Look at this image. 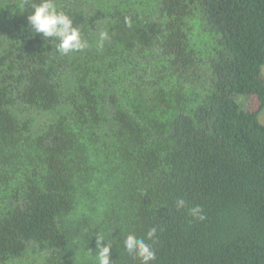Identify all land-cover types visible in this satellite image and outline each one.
<instances>
[{"label": "trees", "instance_id": "16d2710c", "mask_svg": "<svg viewBox=\"0 0 264 264\" xmlns=\"http://www.w3.org/2000/svg\"><path fill=\"white\" fill-rule=\"evenodd\" d=\"M39 2L0 0V264H264V0H53L67 54Z\"/></svg>", "mask_w": 264, "mask_h": 264}, {"label": "clouds", "instance_id": "9594fccd", "mask_svg": "<svg viewBox=\"0 0 264 264\" xmlns=\"http://www.w3.org/2000/svg\"><path fill=\"white\" fill-rule=\"evenodd\" d=\"M27 19L35 34L57 41V48L63 54L84 47L79 30L73 26L72 20L67 15L56 8L53 0H40L39 3L33 4ZM176 203L177 208L185 207L183 200H178ZM201 212V208L195 207L190 210V215L203 219ZM155 235L156 229L153 228L148 231L146 239L152 240ZM95 238L97 242L95 264H112L110 257L113 246L106 242L103 234H97ZM123 245L130 256L139 259L140 264H152L156 259L153 248L145 242L144 238L129 234L123 240Z\"/></svg>", "mask_w": 264, "mask_h": 264}, {"label": "rangeland", "instance_id": "374dc122", "mask_svg": "<svg viewBox=\"0 0 264 264\" xmlns=\"http://www.w3.org/2000/svg\"><path fill=\"white\" fill-rule=\"evenodd\" d=\"M261 78L264 81V67L262 68ZM235 100L246 110L256 111L259 107V101L255 97H250L249 95H237ZM259 119L262 124H264V109L259 113Z\"/></svg>", "mask_w": 264, "mask_h": 264}]
</instances>
